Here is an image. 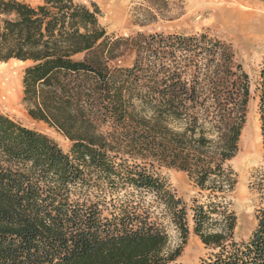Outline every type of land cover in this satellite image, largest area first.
<instances>
[{
  "label": "trees",
  "instance_id": "1",
  "mask_svg": "<svg viewBox=\"0 0 264 264\" xmlns=\"http://www.w3.org/2000/svg\"><path fill=\"white\" fill-rule=\"evenodd\" d=\"M100 17L95 3L0 0V64H29V116L72 144L66 153L0 111V264H176L161 217L186 238L189 212L163 168L209 193L192 208L215 251L202 264H264V210L240 244L228 208L250 98L232 46L207 34L110 37ZM260 85L264 151V62Z\"/></svg>",
  "mask_w": 264,
  "mask_h": 264
},
{
  "label": "rangeland",
  "instance_id": "2",
  "mask_svg": "<svg viewBox=\"0 0 264 264\" xmlns=\"http://www.w3.org/2000/svg\"><path fill=\"white\" fill-rule=\"evenodd\" d=\"M34 6L45 0H22ZM78 3H95L101 10L100 23L110 37L127 38L163 35H202L222 40L234 50L236 61L248 74L250 98L247 119L239 144L237 156L229 163L237 179L235 190L228 196V208L237 218L235 241L247 243L258 224V214L264 210V151L259 114L261 70L264 62V26L258 27L259 19L264 22V1L261 0H76ZM226 7L240 15L237 26L222 17L220 9ZM252 16H254L252 18ZM255 17L257 18L255 20ZM228 22V23H227ZM250 22L251 28L247 27ZM258 27V29H257ZM255 30L249 33V30ZM243 31V32H242ZM136 57L128 52L118 63L124 67L133 64ZM28 63L9 62L0 65V73L7 79H15L20 91L12 100L0 99V111L17 123L44 133L69 153L72 144L55 128L33 120L23 101V78ZM172 192L183 200L189 212V233L184 238L179 229L167 219L165 222L170 240L166 253L180 249L176 264H202L215 253L206 248L194 233L192 208L208 202L207 192L195 187L189 176L175 169L160 170Z\"/></svg>",
  "mask_w": 264,
  "mask_h": 264
},
{
  "label": "bare ground",
  "instance_id": "3",
  "mask_svg": "<svg viewBox=\"0 0 264 264\" xmlns=\"http://www.w3.org/2000/svg\"><path fill=\"white\" fill-rule=\"evenodd\" d=\"M220 11H222V17L224 19H228V18L230 19L229 24L231 25V27L237 26V23H238V20L240 19L239 17L241 16V14L238 15L239 16L238 17L235 15L236 13L234 11L228 10L226 7L220 9ZM253 17L254 16H252V18ZM256 19L257 18L255 17V20ZM248 23L249 24L247 25V27L251 28L252 24L250 22H248ZM256 24L259 28L264 26V22L262 19H259L258 23H256ZM258 27H257V29H258ZM246 29L249 30V33H252L255 31V30H250L248 28H246ZM0 65H6V64H0ZM15 79H7L5 74L0 73V99L12 100V98H14V99L17 98V95L20 91V88H19L18 81Z\"/></svg>",
  "mask_w": 264,
  "mask_h": 264
}]
</instances>
